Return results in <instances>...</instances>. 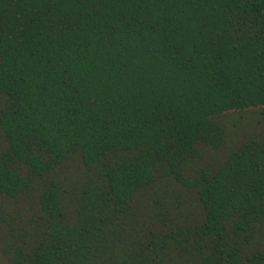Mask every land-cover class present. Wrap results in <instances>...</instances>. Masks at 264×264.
I'll list each match as a JSON object with an SVG mask.
<instances>
[{
	"label": "trees",
	"instance_id": "trees-1",
	"mask_svg": "<svg viewBox=\"0 0 264 264\" xmlns=\"http://www.w3.org/2000/svg\"><path fill=\"white\" fill-rule=\"evenodd\" d=\"M250 109L264 0H0V264H264Z\"/></svg>",
	"mask_w": 264,
	"mask_h": 264
},
{
	"label": "rangeland",
	"instance_id": "rangeland-1",
	"mask_svg": "<svg viewBox=\"0 0 264 264\" xmlns=\"http://www.w3.org/2000/svg\"><path fill=\"white\" fill-rule=\"evenodd\" d=\"M217 119L226 128L228 141L218 152H213L205 145H200V150L207 165L215 163L216 166L237 143L249 135L260 134V136H264V125L260 121L257 109H250L244 112L230 111Z\"/></svg>",
	"mask_w": 264,
	"mask_h": 264
}]
</instances>
